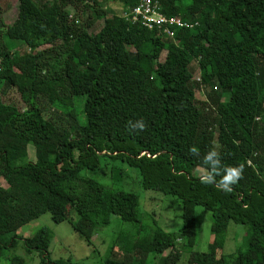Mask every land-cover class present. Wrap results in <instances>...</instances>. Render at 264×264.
<instances>
[{
  "label": "trees",
  "instance_id": "trees-1",
  "mask_svg": "<svg viewBox=\"0 0 264 264\" xmlns=\"http://www.w3.org/2000/svg\"><path fill=\"white\" fill-rule=\"evenodd\" d=\"M156 1L194 28L159 36L124 18L139 0H122L123 13L93 34L89 20L78 25L67 10L90 2L89 18L101 19L98 0H18L7 37L29 53L14 57L0 40V264L33 217L19 205V188L55 222L71 221L88 244L113 216L131 224V241L117 243L105 264H264V0ZM194 63L201 83L193 81ZM212 83L198 101L200 84ZM11 87L24 95V110L3 102ZM225 93L233 99L223 101ZM141 120L143 130L131 127ZM213 150L218 157L205 163ZM107 157L135 168L145 190L176 197L181 229L166 232L154 218L145 226L135 193L81 175ZM239 165L242 178L222 190L225 169ZM197 207L211 214L210 252L194 250ZM232 224L248 228L246 246L226 255ZM50 234L42 227L21 240L46 262Z\"/></svg>",
  "mask_w": 264,
  "mask_h": 264
},
{
  "label": "rangeland",
  "instance_id": "rangeland-1",
  "mask_svg": "<svg viewBox=\"0 0 264 264\" xmlns=\"http://www.w3.org/2000/svg\"><path fill=\"white\" fill-rule=\"evenodd\" d=\"M98 2L104 11L103 18L98 19L94 16L89 18L94 6L90 2H86L87 7H84V4H79L76 9L68 8L67 12L71 15L70 19L75 20L81 26H84L86 21L89 20L92 23L89 31L96 34L103 26L112 24L115 16L123 13L122 0H98ZM0 8L2 10L0 18L3 23V27L0 28V40L14 57L27 55L29 49L26 46L7 37V27L13 23L18 13V0H0ZM48 48L49 46H45L40 50ZM127 49L134 50L130 46ZM64 59L72 63L70 56L64 57ZM192 73L193 81L201 83L198 82V79H201V73L196 63L193 64ZM214 86H216L215 83L210 85L200 84L196 91V99L198 101H206L208 94L214 90ZM2 98L4 103L15 106L21 111L26 107L24 95L17 87L6 89ZM222 99L223 101L232 100V93H225ZM45 117L48 119L54 116L51 113H47ZM215 147L219 148L217 142ZM28 156L30 161H35V148L33 146L28 147ZM198 173H202V171L199 170ZM81 175L112 189L135 193L139 197V212L141 221L145 226L151 227L154 218L166 232H177L181 229L183 222L181 202L174 196L165 195L159 191L145 190L140 180V173L128 164L108 157L102 158L101 169L93 171L83 170ZM1 183V185L6 186L3 179ZM17 194L19 205L33 217L28 224L17 232L20 239L17 241L16 246L7 249L4 254L8 257L16 256L20 258L23 264H105L108 258L116 257L117 243L131 241L130 234L133 233L130 232L131 224L121 221L117 216H113L109 225L95 231V234L90 239V244H88V241L80 237L75 231L71 221L55 222L51 214L44 211L37 200L26 194L22 188L17 190ZM196 216L200 232L194 250L210 252L214 248L215 242L210 230L212 223L211 214L204 208L197 207ZM72 220L73 222L75 221V216H73ZM42 227H47L51 233L46 242L48 251L46 262H44V256L41 252L29 251L24 241L21 240L33 237ZM247 231L248 228L246 226L232 224L223 252L228 255L244 250ZM189 252L190 250L186 253ZM5 256L2 258L1 264H10Z\"/></svg>",
  "mask_w": 264,
  "mask_h": 264
},
{
  "label": "built area",
  "instance_id": "built-area-1",
  "mask_svg": "<svg viewBox=\"0 0 264 264\" xmlns=\"http://www.w3.org/2000/svg\"><path fill=\"white\" fill-rule=\"evenodd\" d=\"M124 18L132 24L156 32L159 36L172 39L175 37L176 30L194 28L193 24L185 22L181 18L168 17L163 14L159 2L156 0H139L136 6L124 13Z\"/></svg>",
  "mask_w": 264,
  "mask_h": 264
},
{
  "label": "clouds",
  "instance_id": "clouds-1",
  "mask_svg": "<svg viewBox=\"0 0 264 264\" xmlns=\"http://www.w3.org/2000/svg\"><path fill=\"white\" fill-rule=\"evenodd\" d=\"M132 128H138L140 130H143L145 128L144 122L137 121L135 125H131ZM190 153L193 155H198L199 150L196 147H192L189 149ZM213 157H218V153L216 151H210L206 156H205V163L208 161H212ZM216 161H219L216 159ZM219 167L212 166L213 172H217ZM244 171V165H239L238 167H231L228 169H225L226 175L223 177V179L220 181L219 186L222 188V190L226 192H231L232 191V185H234L239 179L242 178V174ZM211 177L208 178V180H205L204 182H210Z\"/></svg>",
  "mask_w": 264,
  "mask_h": 264
}]
</instances>
